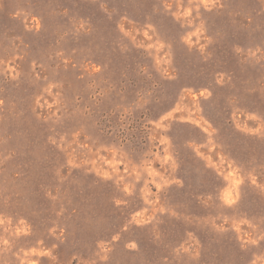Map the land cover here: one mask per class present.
Masks as SVG:
<instances>
[{
  "label": "rangeland",
  "instance_id": "1",
  "mask_svg": "<svg viewBox=\"0 0 264 264\" xmlns=\"http://www.w3.org/2000/svg\"><path fill=\"white\" fill-rule=\"evenodd\" d=\"M0 264H264V0H0Z\"/></svg>",
  "mask_w": 264,
  "mask_h": 264
}]
</instances>
